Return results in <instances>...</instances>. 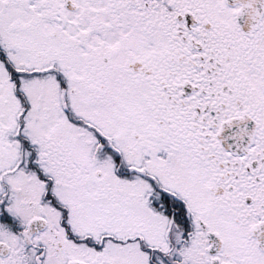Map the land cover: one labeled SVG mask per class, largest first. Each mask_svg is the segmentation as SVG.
Listing matches in <instances>:
<instances>
[{"label":"snow or ice","instance_id":"obj_1","mask_svg":"<svg viewBox=\"0 0 264 264\" xmlns=\"http://www.w3.org/2000/svg\"><path fill=\"white\" fill-rule=\"evenodd\" d=\"M0 264H264V0H0Z\"/></svg>","mask_w":264,"mask_h":264}]
</instances>
